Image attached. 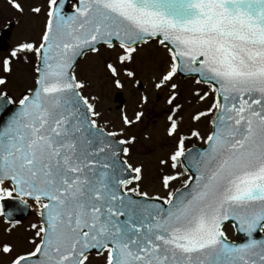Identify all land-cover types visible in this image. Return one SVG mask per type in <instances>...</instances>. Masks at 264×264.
<instances>
[{
	"label": "snow or ice",
	"instance_id": "snow-or-ice-1",
	"mask_svg": "<svg viewBox=\"0 0 264 264\" xmlns=\"http://www.w3.org/2000/svg\"><path fill=\"white\" fill-rule=\"evenodd\" d=\"M71 4L48 0L42 42L10 52L18 59L42 56L43 67L36 69L32 95L21 96L19 111L0 131V218L10 232L31 199L45 223L31 225L41 237L31 242L33 250L13 256L14 246L0 243V253L12 256L11 264H89L91 250L106 254L105 264H264V240L254 238L264 232V0H76L69 14ZM13 7L23 10L19 3ZM151 41L170 54L168 70L154 85H170L169 105L176 100L172 81L178 72L198 74L196 83L211 85L216 95L207 149L186 151L180 137L169 157L171 168L195 170V184L188 190L186 181L185 190L169 192L162 203L146 202L151 198L139 188L143 167L122 159L130 152L124 145L135 137L117 140L121 133L98 125L96 97L83 94L86 83L72 71L77 57L118 42L117 63L105 67L122 88L119 66ZM0 67L11 73L12 60ZM6 84L0 78V86ZM196 96L203 101L208 93ZM143 115L136 112L135 121ZM122 120L133 124L127 115ZM169 120L173 136L179 125L171 115ZM180 175L163 176V187ZM13 200L21 207H9ZM226 221H235L248 242H226Z\"/></svg>",
	"mask_w": 264,
	"mask_h": 264
},
{
	"label": "rangeland",
	"instance_id": "rangeland-1",
	"mask_svg": "<svg viewBox=\"0 0 264 264\" xmlns=\"http://www.w3.org/2000/svg\"><path fill=\"white\" fill-rule=\"evenodd\" d=\"M12 1L13 0H0V5H4L0 16V25L4 24L5 19H10L12 17H16L19 21L18 25L14 29L13 38L10 40L11 44L18 46L25 42H31L38 45L40 42V35L46 26L48 6H45L44 3L39 5L44 2V0H35L38 4L22 5L23 10L19 11L12 6ZM35 6H38V8L41 9L39 13L33 11V7ZM104 51L105 50L102 49L100 54H89L85 59L86 63L82 62L83 66L78 70V77L80 81L86 83V87L84 89L85 95L87 94L89 97H96V99L92 102L94 103L97 112H100V110L104 111L110 107L113 92L117 90L113 85L112 79L108 76L104 62L110 58L109 62L116 64V59L118 54H120V50L113 49L110 52ZM141 52H144V54L135 58L132 64V70L136 72L138 80H142L144 85H146V83L148 84L149 93L155 94L156 90L154 89L153 81L151 80L152 76L150 77L151 73L149 72L157 71L155 68L156 66H162V73L166 72L170 66L171 60L165 49L159 50L158 48H155L154 45L144 47ZM7 53L8 52L4 53L0 51V62L4 59H11L12 71L11 73H6L3 71L2 67H0V78L7 80V84L5 86H0V94L6 92L13 100L19 101L21 96L30 92L29 90L35 85L37 72L35 70V66L32 64L34 62L32 56L27 54L26 57L15 60ZM120 79L126 84L125 91H122L124 92L125 97L128 98L129 105H131L133 94L138 92L135 91L136 87L133 85L134 79H129L124 75H120ZM101 84L106 85L103 87ZM176 84L179 86L178 90L185 88L183 86V82L180 80H178ZM169 87L170 85L162 88V97L167 94L166 90H169ZM178 90L176 89L175 91ZM192 93L193 88L188 87L183 90L181 97L185 99L186 105L190 103L188 100L190 99V96L192 97ZM165 103L166 100H162L160 103L156 102L155 106L162 107V111L169 109L170 107L165 106ZM193 107L194 106H190L191 109ZM151 109L155 108L151 105ZM104 116H106L104 119L108 118V115ZM109 117L116 129L122 131L126 130L124 136L122 135L123 138H126L127 140H131L133 138L131 134L129 135V133H131L130 128H126L121 117L119 118V112H112L109 114ZM179 122L183 128V121ZM195 126L197 128H203L200 122ZM169 127L170 125L165 117H163L162 121H159L157 124L151 125V136L146 134L140 136L138 141L133 143L129 157H127L130 163H134V165H142L144 167L145 178L139 184L140 190L142 192H147L149 196H159L163 199L168 197L169 192H176V190L185 186L186 181H189V178H187V176H185L178 169L166 171H161L160 169L161 161L167 159L168 154H170L176 147L177 137L176 135L169 137ZM154 167L159 168L154 170ZM177 173H181L179 178L176 180L177 183L171 182L168 188H164L162 185L163 176L175 175ZM133 186H135V183L129 187L131 188ZM33 220L34 218L28 219L17 229L16 233L18 238H22L24 241L26 240L24 228ZM227 231L230 233V236H232L231 229L229 227ZM18 238H12L11 241L15 250L18 252H26L31 248L30 247L27 250L20 248V245H17ZM25 243H23V247L27 246Z\"/></svg>",
	"mask_w": 264,
	"mask_h": 264
},
{
	"label": "flooded vegetation",
	"instance_id": "flooded-vegetation-1",
	"mask_svg": "<svg viewBox=\"0 0 264 264\" xmlns=\"http://www.w3.org/2000/svg\"><path fill=\"white\" fill-rule=\"evenodd\" d=\"M12 2L13 3L14 2L19 3L21 5V7H22V5H26V4L27 5L35 4V3L38 4L35 0L34 1H31V0H13ZM13 3H12V6H13ZM43 3L45 4V6H48V0H44V2H42L39 5H42ZM2 8H4V5H0V16L2 13ZM33 8H38V6H35ZM10 19H5L4 24L0 25V31L7 25L8 21ZM5 22H6V24H5ZM148 45H150V46L154 45L155 48H158L159 50L165 49L159 45L158 41H151L149 44L139 45L137 48V52L134 53V55H133V60L126 65L119 66L121 68V74L120 75H124L125 77H127L129 79H134L133 85H134V87H136L135 91H138V92L133 94L132 103H131V105H129L128 98L125 97V94L122 91V90L125 91L126 84L124 81H122L120 79V76L117 77L118 79H120L121 83L123 84V87L117 88L115 86V84L113 83L114 87H116L117 90L113 92L112 100L110 101V107L104 111L100 110V112H99L100 115L98 117H96L98 125L100 127L105 128L109 132L114 131L117 133H121V135H118L117 137L123 138L124 134L126 133V130L122 131V130L116 129L115 125L109 119L110 118L109 114H111L112 112H119V118L121 117V119L124 115H127L129 117V119L133 120V124L131 126L125 125L124 123L123 124L126 128H130L131 133H129V135L131 134L132 137H135V140H134V142H135V141H138V138L142 135L146 134L148 136L149 135L151 136V133H150L151 125L157 124L159 121H162L163 117H165L167 119V122L170 125L171 121L169 120V116L171 115L173 117V119H175L177 121V123L179 125L178 132H177V134H175L177 137V142H178L180 137L186 138L185 139L186 151L189 150L190 148L197 146V145H204L207 142V136L210 135L211 127H212L211 125L213 123L215 113H216L215 110L209 112L211 105L215 102V94L211 91L212 86L209 84H204V83L197 84L196 83L197 78H195V77H181L180 75L177 74L176 77L173 79L172 83L176 84L177 81L180 80L183 82V86L185 88H188V87L193 88V93L191 94L192 97L190 96V99L188 100L190 103L186 105L185 99L181 97L183 90L185 88L178 90L179 89V86H178L176 88L178 91H175L176 100L173 102L172 105H169L167 103V101H168L169 97L171 95H173L174 93H173V90L171 89V87H169V90H166L167 94L162 97V89H156L155 88L154 85L159 82L160 76L162 74V66H156L155 68L157 69V71L149 72V73H151L150 77L152 76L151 80L153 81V86H154V89L156 90L155 94H152V93L150 94L148 91L149 87H148L147 83H146V85H144L142 80H139L140 85H142V87H141L140 85H138L135 82L136 80H138V76H136L135 78L128 77L126 74H124V71H123V69H125V68L132 70V64H133L135 58L142 56L144 54V52H141V50ZM99 48H100V52L102 49L105 50L104 52H110L113 49H119L118 46H115L113 49H108L106 46H102ZM165 50H166L167 55L170 58L169 52L167 51V49H165ZM121 53H122V50H120V54ZM91 54H95V53H91ZM109 60H110V58L105 60L104 63L105 64L109 63ZM170 60H171V58H170ZM108 76H109V78L112 79V82H113V77L111 76V74L109 72H108ZM101 85L103 87H105L106 84H101ZM196 92H200L201 94H204L205 92H207L208 96L205 100L201 101L196 96ZM83 93L85 95L84 90H83ZM86 96H87V94H86ZM145 96L148 98L147 103H144V101H143V97H145ZM162 100H166L165 106L170 107L169 109L162 111V107H156L155 106L156 102L160 103V102H162ZM151 105L155 109H151ZM190 106H194V107L191 109ZM138 111H142L144 113L142 120L140 122L135 121V113ZM199 112H209V114H208V116L202 117L200 120L197 121L193 117L196 114H198ZM104 115H108V118L104 119V117H106ZM179 121H183V125H184L183 128H182V125H180ZM122 122H123V120H122ZM199 122L201 123L203 128H197L195 126ZM194 131L199 132L200 135L198 137L192 136L191 133ZM177 142H176V144H177ZM133 143H131L130 145H127V146L130 147L131 145H133ZM171 153L168 154L167 159L163 160V161H168V163H164V164H166L169 168H171V166H170L171 161L169 159ZM128 157H129V155H128ZM130 164H132L134 167L135 166H142V165H134V163H130ZM158 168L159 167H154L153 169L157 170ZM143 170H144V167H143ZM144 178H145V173H144ZM172 183H177V181H173ZM7 204L11 208H20L21 207L18 204V202L14 201V200L8 201ZM28 204L30 205V207H28V209H29L28 215L23 219H19V222L16 224V226L14 228H12V230L10 232L8 231V229L11 227V225H9L6 221H4L3 218H0V243H10L12 245H13V243L11 242L12 238H18L17 233H16L17 229L23 223H25L28 219L34 218V220L29 222V224L26 225V227L24 228V231L26 233V240L24 241L22 238H18V242H17V245H20L19 246L20 248H24L25 250L29 249L30 247L31 248L29 250H27L26 252H24V251L18 252L17 250H15V252L12 254L13 256L16 253L24 254V253H27L28 251L33 250V245L31 242L35 241L36 243H39L41 240V237H38L35 234L36 229H33L31 227L32 224L42 225L41 217L39 215L40 210H39V208H37L38 206H36L33 201H28ZM228 227L231 229L232 236H230V233L227 231ZM223 229H224L225 233L228 235V237H230L234 241L239 240L236 237L235 229L232 225H226L223 227ZM261 235L264 236V232L258 234V236H261ZM23 243H25V245H27V246L23 247ZM242 243H243V238H242ZM105 255L106 254H99L98 255L96 252L89 253V264H105ZM11 259H12V256L0 253V264H11Z\"/></svg>",
	"mask_w": 264,
	"mask_h": 264
},
{
	"label": "water",
	"instance_id": "water-1",
	"mask_svg": "<svg viewBox=\"0 0 264 264\" xmlns=\"http://www.w3.org/2000/svg\"><path fill=\"white\" fill-rule=\"evenodd\" d=\"M72 2L76 3V0H72ZM66 11H69V14H71V9H69V7L66 9ZM14 25H15V21H12L10 23L9 27L6 28L3 31L2 36L0 37V49L6 50L8 48V46L5 45V42L10 37L11 31H12V28L14 27ZM114 43L115 44H118V42H114ZM81 57L82 56H79V57L76 58V63L74 64V67L76 66V64L78 63V61L80 60ZM42 67H43V59H42V56H41L40 68H42ZM73 69H72V71H73ZM182 73L183 74H186L184 72H182ZM187 74H191V75L198 76V74H195V73H187ZM8 100H9V97L8 96H7L6 99H0V104H4L5 107H6V111L0 112V131H2L3 128L6 126L9 117L12 116L15 112L19 111V108H20L19 103H16V104L7 103ZM207 147L202 148V149H199V150H194V151H192V153L193 154H196L197 152H203V151H205L207 149ZM189 172H190V174L192 175L193 178H192L191 183L189 184V189L188 190H190V187L195 184L194 177L196 176V172H195L194 169L193 170H190ZM182 190H185V188H183ZM128 194L131 195V197L133 199H143L142 197H138V196H136V195H134L132 193H128ZM146 202H149V203H162L163 200H161V199L157 200L155 198H151V199H148ZM165 207H166V205H165ZM45 219H46V217H45ZM226 222H233L234 225H235V227L237 228L235 221H226ZM43 223H45V220H43ZM238 234L240 236L241 235H246L245 233H242V232H239V231H238ZM226 242H228V243L231 244V242H229L227 239H226Z\"/></svg>",
	"mask_w": 264,
	"mask_h": 264
}]
</instances>
